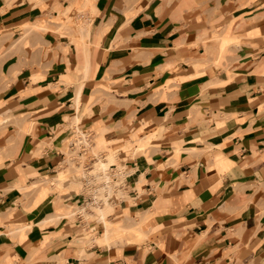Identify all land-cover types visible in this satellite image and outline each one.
I'll return each instance as SVG.
<instances>
[{
	"label": "crops",
	"instance_id": "1",
	"mask_svg": "<svg viewBox=\"0 0 264 264\" xmlns=\"http://www.w3.org/2000/svg\"><path fill=\"white\" fill-rule=\"evenodd\" d=\"M54 4L0 0V264H264V0H77L65 34ZM78 129L134 151L97 207L141 242L78 237Z\"/></svg>",
	"mask_w": 264,
	"mask_h": 264
},
{
	"label": "rangeland",
	"instance_id": "2",
	"mask_svg": "<svg viewBox=\"0 0 264 264\" xmlns=\"http://www.w3.org/2000/svg\"><path fill=\"white\" fill-rule=\"evenodd\" d=\"M66 2H67V4H65L66 6H64L60 1L55 0V4L53 6V9L60 11V13L62 14L61 17L57 18L58 21H61L60 27L57 30V32H59L60 34H65L67 32L65 29L66 27H75V28L77 27L78 28V26H79L81 28L83 23L81 22L79 14H80V12L85 11V9L86 10L90 9L89 5L85 8L82 7L80 9L74 7V5H78L77 0H66ZM70 7H72V8L70 9ZM37 24H36V26L34 24V26H29V27L34 29L37 33L41 34L42 32H44V30H40L38 28V27H42L41 23H37ZM30 28L22 30L20 37L17 38L15 40V42L17 41L18 43H23V45H25L27 43L26 39L28 38V32H29ZM21 36H22V40H20V42H19L18 40L21 38ZM93 142L94 143H93V146L91 148L92 152L100 153V155H101V157L98 159V162L95 164L96 167H104V166L108 165L109 163H115L118 165V164H120L121 161L128 162L131 159L133 152H134L132 149L126 150L125 152L116 151L115 149L110 150L111 152L108 150L105 152H99L98 148H96L94 146V144L101 143V139L97 138V136H96L93 139ZM127 164L129 165V162ZM59 172H61L58 176L60 179L66 177L67 170H65L64 167H60ZM121 185H122L121 188H125L124 187L125 184L121 183ZM114 192L112 191L111 193L108 194L109 199H110V197H112V198L115 197ZM64 207H67V205ZM69 210H70V208H69ZM72 210L74 211V213L80 212L83 216L84 227H83V229L79 227L80 230H83V231L78 235V237H83L87 241L91 240V238L93 237V238H95L97 243H105V241H100L101 237L103 235V229H102L101 235L97 236L99 228L96 227L95 229H89V227L87 225L88 221H90L91 219H94V218L97 219V217H99V215H100L99 211L100 210L105 211L104 212V218L110 220L108 226L110 228L111 234L114 235L111 239L122 236V237H126V239H128V240H134V241H138V242L142 241V237L141 238L139 237L138 239L132 238V235H134V232L131 229L130 230L126 229L125 231H120V229H119L120 227H132L133 223L139 221L140 218L138 220L133 218L129 222L125 221L123 219V215L119 214V211H118V213H116L117 207L115 208L114 206L107 205V204L103 205L101 208H99L95 205H88L85 210L81 211L80 207H77L74 205ZM74 215H76V214H74ZM139 229H141V227H139Z\"/></svg>",
	"mask_w": 264,
	"mask_h": 264
},
{
	"label": "built area",
	"instance_id": "3",
	"mask_svg": "<svg viewBox=\"0 0 264 264\" xmlns=\"http://www.w3.org/2000/svg\"><path fill=\"white\" fill-rule=\"evenodd\" d=\"M94 138L91 131L78 129L73 133L65 155L62 154L64 164L74 165L80 170V180L85 189L81 211L88 205L98 206L108 201V194L121 189V183L126 185L127 177L133 172L126 161L118 165L109 163L104 167H96L101 155L91 150Z\"/></svg>",
	"mask_w": 264,
	"mask_h": 264
},
{
	"label": "bare ground",
	"instance_id": "4",
	"mask_svg": "<svg viewBox=\"0 0 264 264\" xmlns=\"http://www.w3.org/2000/svg\"><path fill=\"white\" fill-rule=\"evenodd\" d=\"M84 10V9H83ZM69 11V10H68ZM88 12V11H87ZM74 13V12H73ZM81 19V18H80ZM80 24V23H79ZM38 25V24H37ZM36 26V24H35ZM81 26V25H80ZM58 179V177H57ZM104 212L103 210H100L99 213L101 215V218L103 219L102 223H101V228L103 229V235L101 237V240L100 241H105L107 242L109 239H111L114 235L111 234V231H110V228H109V221L108 219H105L104 218ZM148 218V217H147ZM146 221V220H145ZM141 220L133 223V226L132 227H120V231H125L126 229L128 230H132L134 232V235L137 237V239L140 237H142V231L141 229H139V225L141 224ZM33 225V224H32ZM31 225V226H32ZM129 226V225H128Z\"/></svg>",
	"mask_w": 264,
	"mask_h": 264
}]
</instances>
